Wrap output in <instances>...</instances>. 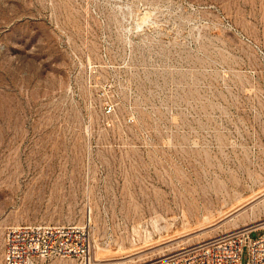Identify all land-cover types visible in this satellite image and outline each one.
I'll return each instance as SVG.
<instances>
[{"label": "rangeland", "instance_id": "obj_1", "mask_svg": "<svg viewBox=\"0 0 264 264\" xmlns=\"http://www.w3.org/2000/svg\"><path fill=\"white\" fill-rule=\"evenodd\" d=\"M257 223L264 0H0V264L22 224L86 227L94 264H170Z\"/></svg>", "mask_w": 264, "mask_h": 264}, {"label": "built area", "instance_id": "obj_2", "mask_svg": "<svg viewBox=\"0 0 264 264\" xmlns=\"http://www.w3.org/2000/svg\"><path fill=\"white\" fill-rule=\"evenodd\" d=\"M257 223L221 232L216 236L183 247L170 258V264H241L249 249V264H264V234L253 239ZM51 258H67L91 264V241L81 225L22 224L10 227L4 237V264H40Z\"/></svg>", "mask_w": 264, "mask_h": 264}, {"label": "bare ground", "instance_id": "obj_3", "mask_svg": "<svg viewBox=\"0 0 264 264\" xmlns=\"http://www.w3.org/2000/svg\"><path fill=\"white\" fill-rule=\"evenodd\" d=\"M245 226H248V225H245ZM91 264H94V260H91Z\"/></svg>", "mask_w": 264, "mask_h": 264}]
</instances>
